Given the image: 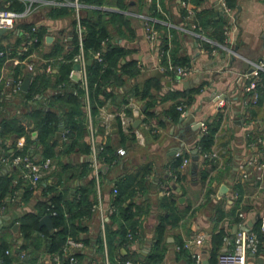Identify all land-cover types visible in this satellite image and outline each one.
<instances>
[{"label": "crops", "instance_id": "obj_1", "mask_svg": "<svg viewBox=\"0 0 264 264\" xmlns=\"http://www.w3.org/2000/svg\"><path fill=\"white\" fill-rule=\"evenodd\" d=\"M179 1L158 0L154 2L157 12L162 14L163 18L161 19L168 21L167 24L157 23L156 25L160 39L158 44H151L146 39L143 30V20L140 17V15L154 16L148 0H130L131 4L127 10L122 11L128 17L129 29L132 35L129 34V31L122 30V35H118L116 40L120 45L133 50L128 57L137 60L140 73L136 78V82L141 87L147 83L150 84V78L155 76L152 74V69L159 64L158 48L160 47V42H162L161 37L166 35L169 40V35L171 37L170 29L172 28L178 31L179 54L187 57L189 64L196 71L186 80L183 79L181 81H177L175 78H167L164 75L158 78L160 80L159 89L149 88L150 96L154 103L152 110L159 118H163V124L157 118L146 119L143 113V116L135 118V120H141L136 127L133 126V129H137L142 134L143 144H138L134 135L135 150L134 147H128L126 150L122 147L118 148L124 151V154L121 155L122 162L107 168L103 172L101 175V193L104 203L107 204L110 201L111 188L114 183L118 181L128 184L135 177H140L142 171L146 168L149 171L148 179L151 184L163 172L167 171L168 174H171V171L167 170L166 166L176 157L173 151L182 149L183 152H187L186 149L190 148L189 145L197 140V129H194V124L190 121L180 123L177 120L173 122L166 114L177 101L186 98L183 93L192 91L202 85L201 91L193 94L192 103L189 105V113L193 114L196 122L203 119L212 122L219 113L222 115L220 128L215 134V144L213 146L217 157L207 161L199 158L197 170L193 169L192 163L187 166H182L181 163L179 167L181 180L179 182L173 179L169 181L177 201L174 212L179 216V220L174 225L166 227L165 237L167 244L160 262L162 264H192L193 259L189 251H187L189 257H186L183 255L184 252H176L174 246L195 234L202 233L207 235L208 244L201 248L199 253H201L203 261L207 260L209 264H212L209 261V252L212 246L211 236L217 230L222 228L226 231V236L232 237L236 232L235 228L238 223L236 217H239V212L243 214L245 225L250 229H253L256 222L261 225V221L264 219V179L261 183L256 181L253 175L243 179L241 177L242 172L238 168L241 162L252 156L256 158L258 156L260 160H264V142L262 144H254L258 138H264V83H261L258 88L260 96L257 104L249 106L246 111L241 104L242 99L246 95L248 96L244 91L248 81V73H250L254 64L264 62V0H236V8H233L234 21H229V31L226 34L224 44H219L209 39L205 34V32L210 33L208 28L205 29V32H200L206 39L215 42L217 44L215 46L180 29L184 25L182 18L184 13H182L183 11L179 6ZM56 3L41 4L27 18L29 23L38 26L39 36L42 34L39 45V51L42 56L53 52V47L56 43L61 42L66 48L70 46V22L74 18V12H72L71 19L65 16H53L52 12L55 7L64 6L58 4V2ZM191 7L195 10V14L202 13L203 16L208 17L213 7H217V0H203L196 7L192 5ZM102 10L119 11V9L113 7H105ZM89 11L81 8L80 14L81 16L86 14L91 16L92 12L90 14ZM48 36L52 38L47 42L46 38ZM7 40V43L13 47L12 45L21 39L17 31L0 34V42ZM205 44L210 45L211 50H208ZM235 47L237 48L236 53H231L229 49L232 50ZM65 52L56 56L60 58ZM11 61L8 60L7 62ZM25 65L27 63L20 61L18 64H14L13 68L5 74L2 71L3 65H0V113L5 111V116H2L5 120L22 118L28 108L35 104L33 99L27 100L25 92L21 90L13 92L11 90V84L15 83L16 80H22L23 75L27 73L28 70L25 69ZM40 65V69L28 72L33 75L38 72L48 74L49 72L44 70L45 63H40ZM52 72L57 73L56 67L52 69ZM50 78L51 81L55 80L54 76ZM168 81L171 82L169 85L167 84ZM111 91L116 93L117 89L113 88ZM218 94L223 96L226 101V105L222 110L217 104L216 95ZM100 98L103 100L104 109H101L102 106L99 108L96 120V123L99 124L97 141L101 144L105 142L116 144L118 125H115V121H111L109 128H107L104 124L105 116L107 112L119 111L125 104H122L123 106H120V109L114 110L110 106L109 98ZM146 100L135 97V101L140 105L141 109L145 108L143 105ZM7 106H10L12 110L8 111L10 108H7ZM18 114L20 116H16ZM151 125L158 126L159 130L153 132ZM33 133L31 138L36 139L37 132L36 135H33ZM56 134L55 138L59 140L56 148L60 150L57 162L54 160L57 165L58 160L60 161L61 158L69 162L73 167L82 161H90L88 156L80 153H72L70 156L61 154L64 135L57 137ZM183 136H185V139H183ZM13 137L8 136L6 139H0V157L15 153L25 145V136ZM18 140H21L23 144L20 148L17 146ZM84 140L86 139L84 138ZM30 150L35 158H39L40 150L38 146H33ZM63 175V186L70 191H73L79 185H85L88 179L92 178V172L89 175H83L79 182L76 179L73 181L65 180V172ZM205 175L206 177H204ZM0 176L9 177L12 181V186H17L19 190L17 196L11 195L0 207V231L3 228L12 231L15 242L19 244L22 242L20 241L22 237L18 233L19 226L17 232L12 230V226L15 223L19 224L17 220L24 213L35 211V204L38 198L33 197L28 199L27 202L21 199L22 194L29 186L21 179L19 168L3 166L0 168ZM19 181H22L20 185H18ZM173 186L180 188L181 193H178ZM209 187L212 192L207 194ZM162 191H167V193L162 194ZM39 193H42V187L36 192H32V196ZM169 194H171L170 190H160L151 186L148 193L142 196L141 199L136 197L137 200L133 202L138 204L145 200L144 205L149 206L150 212L139 216L144 220V224L141 226V240L137 244L130 242L127 246H121L119 249L122 254L134 256L138 260L140 254H148L151 251L154 229L159 215L163 213V209L159 206V201L162 197L169 196ZM180 197L184 198L182 202L179 201ZM217 208L226 215L222 216L219 221L217 220L219 218L216 213ZM258 217L260 219H257ZM254 219L256 221L249 226L248 223ZM86 224L88 228L84 234L87 240L90 239L88 242L90 243L98 231L96 216L93 215L91 219L86 221ZM18 244L14 245L16 253L19 251ZM6 253L8 254L9 251L6 250ZM25 254V251L22 250L17 258L12 259L11 264H46V258L49 253L45 254L38 250L32 252L30 256ZM99 258L100 254L98 252L82 253L80 262L81 264H98L100 262ZM248 260L251 264H264V251L257 256H249ZM112 264L115 263L112 262Z\"/></svg>", "mask_w": 264, "mask_h": 264}, {"label": "trees", "instance_id": "obj_2", "mask_svg": "<svg viewBox=\"0 0 264 264\" xmlns=\"http://www.w3.org/2000/svg\"><path fill=\"white\" fill-rule=\"evenodd\" d=\"M186 1L193 7L203 2V0ZM78 2L82 5V9H87L92 12L91 16L89 14L81 16L80 23L85 27L82 44L86 59L89 61V64H87L88 96L93 124L97 128V133L99 132V124L96 123V120L99 108L104 106L103 100L100 97L105 99L109 98L110 106L114 110L120 109V106L127 104L130 95L134 98L147 99L143 105L145 108L141 109L145 118H157L163 124V118H159L152 110L154 103L149 92L150 87L160 88V80L153 76L150 78V84L147 83L141 87L136 82V78L140 73L137 60L128 57L133 50L120 45L116 40L118 35H122V30L130 32L128 17L122 12L127 10L131 4L130 0H78ZM226 2L231 8H236V0H226ZM89 6L98 8L90 9ZM149 6L152 8V14L155 17L159 19L163 18L162 14L157 12L154 1ZM99 7H113L119 9V11H106ZM11 8L20 10L23 8V4L13 0ZM72 12V7L64 5L55 7L52 15L57 17L65 16L71 19ZM195 20H197L199 27L197 31L205 32V29L208 28L210 33L205 32V34L209 39L219 44L225 43V31L229 27V20L218 10V7H213L208 17L203 16L202 13H196ZM70 29L69 47L66 48L61 42L56 43L54 44L53 52L43 54V58L53 60L52 69L56 67L57 73H53L51 69L48 74L38 72L33 75L27 72L22 77V80L26 77L31 79L29 90L24 94L27 100L33 99L35 104L28 108L22 118L0 120V139H6L8 136H14L13 138L19 136L26 137V143L23 148L14 154L28 153L34 157L30 149L33 146H38L40 156L36 160H43L49 157L57 162L60 150L56 148L59 140L55 138V134L59 131V127L63 126L65 135L63 137L62 152L60 153L66 156H70L72 153L89 155L90 146L86 138L88 128L84 91L80 88L79 82L69 77V72L73 65L72 59L79 50L74 18L71 19ZM177 32L173 28L170 29L171 37L169 35V40L166 35H163L161 37L160 49L166 50L169 47L171 61L174 65H190L189 59L179 54ZM129 34L132 35V32ZM40 36L39 38L42 39V34ZM168 42L170 46H168ZM103 43L105 44L106 50L103 53V60L98 61L94 58V54L102 50ZM36 46L35 44L32 48ZM205 46L208 50H211L210 45L205 44ZM64 51L66 52L62 57L59 58L56 56L57 54L64 53ZM2 60L3 58H0V65L4 61ZM163 63H165V59ZM164 75L167 78H173L172 73L165 72ZM260 75L263 80L262 83H264V73L261 72ZM51 76L55 77L54 81H51ZM113 88L117 89L116 93L111 91ZM201 88L202 85L192 91L183 93V96H186V98H182V100L174 104L166 114L168 118L173 122L179 120L180 112L176 109V106L181 102L189 106L192 103L193 94L200 92ZM49 89L51 90L50 92ZM130 112V109H127V113L130 114ZM221 119L222 115L219 113L212 122L207 121L208 132L198 142L189 145L193 160L195 157H198V154L194 152V145L199 144L203 152L213 150L215 134L220 128ZM115 123V125H118L116 144L105 142L99 153L100 158L103 159V165L107 166V168L122 162V156L117 152L118 148L122 147L126 150V148L131 146L130 143L135 138L132 132V125L130 127L131 131L125 132L120 128L117 119ZM35 131L37 132V138L32 139V132ZM183 139H185V136H183ZM187 156L188 152H183L182 155L176 156L166 166L167 170L171 171V174H168L167 171L163 172L161 176L153 180L152 184L148 179V168L142 171L140 177H135L128 184L118 181L115 183L118 187V194L113 200L116 205V211L110 215L105 232L108 255L113 263L125 264L126 260H137L134 256L122 254L119 248L121 246H127L130 243L126 234L128 230L135 232L140 224L139 216L146 215L150 212L149 206L144 205L145 200H142L138 204H135L133 201H136L137 198L141 199L142 196L148 193L151 186L159 188L160 190H170L171 194L162 197L159 201V206L163 209V213L159 215L154 229V240L151 245V251L148 254H140L138 260H143L147 264H155L162 260L165 245L167 244L165 237L166 227L168 225H174L179 220V216L174 212L177 201L174 196L175 193L172 192L171 185H169V181L173 179L174 174L177 176V182L181 180L179 167L183 158ZM58 165L56 170L44 178V185L42 184V194L44 197L36 201L35 211L26 212L17 220L19 222L18 233L23 239L22 242L19 244L15 242L12 231L6 228L1 229L0 264H11L12 259L17 258L22 250L29 256L32 255V252L38 250H41L45 254L56 252L67 236L72 235L77 237L80 233H86L88 226L84 219L89 220L93 217L91 209L92 197L95 192L94 179L90 177L85 185H79L73 191H70L67 187L65 188L62 180L63 173L65 172V180L69 179V181H73L76 179L79 182L83 175H89L91 173L90 161H82L73 167L69 162L61 158L60 161L58 160ZM102 174L103 171H101ZM21 182L19 181L18 185ZM26 189L21 196V199L25 202L32 196V190L29 187ZM18 191L17 186H12V181L9 177L0 176V207L11 195L17 196ZM210 192H212V189L209 187L207 194ZM51 212L54 213L51 215L54 227L52 234L48 233L44 227L39 225V219ZM216 213L219 215L218 221L225 215L219 208L216 209ZM239 220L240 218L236 217V221ZM253 230L259 237L262 252L264 251V231L260 230L259 222L254 224ZM224 236H226V231L222 228L211 236L212 246L209 252V261L212 264H216V256L222 249ZM86 241L89 242L90 239ZM91 241L93 244L98 245L97 252L101 254V239L98 232ZM17 244L19 251L16 253L14 245ZM178 244H181V242H178ZM6 250L9 251L8 254ZM179 252H184L183 255L189 257L187 250H181Z\"/></svg>", "mask_w": 264, "mask_h": 264}, {"label": "built area", "instance_id": "obj_3", "mask_svg": "<svg viewBox=\"0 0 264 264\" xmlns=\"http://www.w3.org/2000/svg\"><path fill=\"white\" fill-rule=\"evenodd\" d=\"M23 4V8L20 10H15L11 8L13 0H0V30L9 31H17L22 40L21 46L18 48L19 56H25V61L30 59L29 61V71H32V66L34 63L40 65V63H45V71H51V64L53 62L52 59L47 60L40 56L37 53L29 51V48L35 44H38L40 41L38 26L35 24H31L28 21V17L33 14L35 9L41 4H58L70 6L74 12V20L76 22V32L78 37V53L74 55L72 59V68L69 72V77L72 79V75L75 73H79L80 79L76 82H79L80 88L84 91V100H85V111L87 117V141L90 146L89 159H90V167L92 172V178L95 182V192L92 197V213L96 216L98 220V233L101 239V248L102 252L100 254V262L98 264H112L109 255H108V246L106 242V226L108 224V220L110 215H112L116 211V205L114 204V198L118 194V187L114 183L111 188V198L110 201L105 204L102 198L101 193V171L103 168V159L100 158V151L102 150L103 144L97 141V128L93 124V117L90 110L89 104V96H88V78H87V59L84 53L82 38L85 31V27L81 25V8L82 5L78 2V0H16ZM149 3L157 2L158 0H148ZM180 7L184 12L183 21L184 25L180 28L181 30L188 32L189 34L198 37L202 40H206L208 43L212 45H217L215 42L206 39L199 31H197L198 24L195 20V10L192 9L190 3L185 0L179 1ZM217 7L224 14L230 22L234 21L233 16V8H231L226 0H217ZM90 9L98 8L95 6H89ZM101 9H105V7H99ZM143 20V30L146 39L151 44H158L159 32L156 28L157 23L167 24V20L159 19L152 15H140ZM228 29L225 31V34L228 33ZM5 32V33H6ZM1 34V33H0ZM0 42V58H8L11 55V49L7 47L6 44H1ZM168 46L170 43L168 42ZM221 46V45H219ZM105 44L103 43L102 50L96 52L94 54V58L98 61L103 60V53L106 49ZM160 48V47H159ZM158 48V63L156 69L162 72H169L173 74V78L177 79V81H181L189 76L193 75L196 71L192 65H174L171 61V56L169 53V47L166 50ZM232 53V50L229 49ZM165 59V63H163ZM10 60V59H8ZM7 60V61H8ZM78 64V69H74L73 66ZM264 73V62H260L258 64H254L252 66V71L248 73V81L244 87V91L248 94L247 97L243 98L241 102L243 109L246 111L248 106L256 104L259 99V86L262 83V77L260 73ZM1 80V75H0ZM73 80V79H72ZM75 81V80H74ZM21 80H17L15 83L11 84V90L13 92H17L19 86L21 84ZM76 93V91H74ZM1 99V98H0ZM216 100L218 107L222 110L225 105V99L221 95H216ZM101 109H104L102 106ZM127 109H130V114L127 113ZM176 109L180 112V116H185L189 113V106L181 102L176 106ZM247 113V112H246ZM143 116L140 105L135 101V99L130 96L127 104H125L119 111L117 112H107L105 116L104 124L107 128H109L110 122L115 121L116 119L119 122L120 128L125 132H130L131 125L135 121L136 117ZM197 134H196V142L204 136L208 132L207 120H199L197 121ZM151 129L153 132H157L159 130L158 126L151 125ZM1 131V128H0ZM136 137V141L138 144H143L142 134L137 130L133 129L132 131ZM62 135H65L64 130L62 131ZM264 142V138H258L255 145L262 144ZM184 144V143H183ZM17 146L20 148L23 146L21 140L17 141ZM184 146V145H183ZM188 152V156L184 157L182 160V166H187L189 163H192L194 160L190 154V148L186 149ZM119 155H123L124 151L122 149L117 150ZM194 152L198 154L197 162L199 165V158L201 160H211L217 157V154L214 150L203 152L201 151V146L199 144L194 145ZM183 154V150H176L175 155L180 156ZM3 166L7 167H17L20 170L21 179L27 183L32 192H36V190L42 187L44 182V178L52 173L57 168L56 162L52 158H45L43 160H36L35 157L31 156L28 153L25 154H9L0 157V168ZM238 168L241 170V177L243 179H247L253 175V178L262 182L264 179V160H260L257 156H252L251 158L244 160L238 165ZM177 176L173 175V180H176ZM162 194L167 193V191H162ZM51 215L54 213L51 212ZM240 220L237 223L236 232L230 236L223 237V246L221 251L217 256L216 264H251L248 260L249 256H257L261 253V242L257 233L250 228H247L243 219V214L239 212L238 214ZM85 223L87 219H84ZM140 224L136 228L135 232L128 230L126 237L132 243H139L141 240V226L144 224L143 218H139ZM260 230L264 231V219L261 221ZM86 235L84 233H80L79 236L74 237L69 235L66 237L65 241L62 243L61 247L58 251L49 253L46 258V264H81L80 255L82 253H94L97 252L98 245L93 244V242L88 243ZM208 239L207 235L198 233L187 239H185L181 244H176L174 246V250L179 252L181 250L189 251L191 258L193 259L192 264H203V257L199 251L201 248L207 246ZM125 264H147L145 261L141 260H126ZM155 264H162V262H157Z\"/></svg>", "mask_w": 264, "mask_h": 264}, {"label": "water", "instance_id": "obj_4", "mask_svg": "<svg viewBox=\"0 0 264 264\" xmlns=\"http://www.w3.org/2000/svg\"><path fill=\"white\" fill-rule=\"evenodd\" d=\"M238 8H239V7H238ZM89 13L91 14V11H89ZM5 32H6L5 30H0V33H1V34L5 33ZM51 38H52L51 36H48V37L46 38V41L48 42ZM236 50H237L236 47L233 48V49H232V53H236ZM87 64H89V61H87ZM78 67H79L78 64H75V65L73 66V68L76 69V70L78 69ZM251 71H252V69L250 70V72H251ZM152 74H154L157 78H161V77L164 76V74H163L162 72H160L159 70H157L156 68H153V69H152ZM72 79L75 80V81H78V80L80 79V75H79V73H75V74H73V75H72ZM186 79H187V78H185V80H186ZM30 81H31V79H30L29 77H26V78L21 82V84H20V86H19V89H20L21 91H23V92H27V91L29 90ZM170 83H171L170 81L167 82L168 85H169ZM143 109H144V108H143ZM140 121H141L140 119H136V120L134 121V123H133V126L136 127V126L140 123ZM188 121H190V122H192V123L194 124V129H197V127H198V123L194 120V116H193L192 113H187L185 116H181V117L179 118V122H180V123H185V122H188ZM63 130H64V127H63V126H60V127H59V131L57 132L56 136L59 137L60 135H62V131H63ZM116 130H117V129H116ZM33 135H36V132H34ZM175 152H176V150L173 151V153H175ZM196 159H197V157H195L194 161L192 162V164H193V169H194V170H197V166H198V162H197ZM106 169H107V166H103L102 171L104 172ZM194 170H193V171H194ZM173 188H174L175 190H177L178 193H181L180 188H178V187H176V186H173ZM183 199H184L183 197H180L179 201L182 202ZM257 219H260V217H258ZM255 221H256L255 219L252 220L251 222L248 223V225L251 226L252 223L255 222ZM0 224H1V220H0ZM39 225L42 226V227H44V228L47 230L48 233L52 234L53 231H54V227H53V222H52L51 214H46V215L42 216V217L39 219ZM18 226H19V224H17V223L13 224V226H12V230H13L14 232H17ZM236 230H237V227L235 228V231H236ZM235 231H234V232H235ZM20 241H22V239H21ZM203 264H209V263H208L207 260H204V261H203Z\"/></svg>", "mask_w": 264, "mask_h": 264}, {"label": "rangeland", "instance_id": "obj_5", "mask_svg": "<svg viewBox=\"0 0 264 264\" xmlns=\"http://www.w3.org/2000/svg\"><path fill=\"white\" fill-rule=\"evenodd\" d=\"M186 1V0H185ZM179 6H180V4H179ZM181 8V10H182V7H180ZM8 42V40L7 41H3L1 44H6L7 45V47H9L10 49H11V55L10 56H8V58H3V62H2V64L1 65H3V73L5 74V73H7V72H9L12 68H13V65L14 64H18L20 61H24L25 63H27V65H25V69L26 70H28L29 71V62L28 61H30V59H27L26 61H25V59H24V57L25 56H19L18 55V52H19V47L21 46V44H22V40H19V42H17L16 44H14V45H12L13 47H11L10 46V44H8L7 43ZM37 46L36 47H34V48H32V46L29 48V51H30V53L31 52H35V53H37L38 54V56H40L41 57V59L43 58V56H42V54H40L41 52L39 51V45H40V41H39V43L38 44H36ZM34 46V45H33ZM8 59H10V60H12L11 62H7V60ZM45 59V58H44ZM47 60H50V59H47ZM13 62H14V64H13ZM53 63V62H52ZM39 66V67H38ZM41 65H38L37 63H34V66H32V71H35V70H38V69H40L41 67H40ZM15 69V68H14ZM13 69V70H14ZM27 71V72H28ZM135 99V98H134ZM242 101H243V99H242ZM226 102V101H225ZM30 106V105H29ZM10 108V109H8V111H10V110H12V108L10 107V106H7V108ZM25 110V109H24ZM2 116L4 117L5 116V111L4 112H2V113H0V120H2L3 118H2ZM16 116H20V114H18V115H16ZM135 146V142H132V144H131V146H130V148H132V147H134ZM135 148L136 147H134V150H135ZM2 157V156H1ZM33 197H36V198H43L44 197V195L42 194V193H39L38 195L37 194H35V196H31L30 197V199H32Z\"/></svg>", "mask_w": 264, "mask_h": 264}]
</instances>
